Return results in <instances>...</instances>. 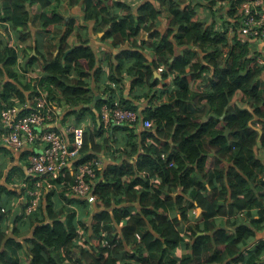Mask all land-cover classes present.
<instances>
[{
    "label": "trees",
    "instance_id": "1",
    "mask_svg": "<svg viewBox=\"0 0 264 264\" xmlns=\"http://www.w3.org/2000/svg\"><path fill=\"white\" fill-rule=\"evenodd\" d=\"M238 1L229 17L233 21L220 32L213 22L206 27L190 2L167 0L172 18L161 35L154 27L162 8L150 2L134 9L117 0H66L69 8L79 7L83 21H96L106 29L104 39H111L115 47L136 46L140 31L154 29L149 33L155 39L151 63H146L142 47L129 46L115 56L118 70L123 59L135 61L132 87L147 89L141 118L151 121L152 128L135 132L139 121L131 128L116 125L108 130L99 121L100 106L115 100L122 109L137 111L131 101L112 94L94 102L95 91L83 79L94 69L93 76H99L100 68L89 43L74 34L75 18L52 47L59 48L58 56L47 60L39 49L32 54L27 29L34 7L41 27L47 29L63 22L58 12L61 0L57 6L50 0H0V28L7 25L21 34L26 69L40 62L44 72L35 79L20 74L15 70L16 48L0 42V110L31 101L39 85L52 107L67 104L64 120L73 116L72 125L83 130L75 164L102 156L108 161L90 181L95 200L77 201L78 213L57 206L55 188H61L60 196L69 202L66 190L72 175L65 171L52 180L54 188L48 190L43 207L39 203L26 214L30 200L22 204L11 234L1 200L14 193L0 185V264H263L264 241L254 245L247 258L240 252L243 243L264 231V195L258 193V188L264 192V163L258 157L259 148L264 149V63L258 62L264 52L253 50L260 44L254 37L238 35L240 20L232 16L244 0ZM114 9L127 16H117ZM229 28L232 37L226 35ZM191 45L200 47L199 56H193ZM175 47L187 49L175 56ZM158 64L174 76L163 90L154 89ZM167 75L164 72L162 80ZM33 153L27 150L18 162L26 166ZM11 157L0 144V158L10 162ZM17 180L34 187L25 173ZM198 207L201 215L192 217ZM249 210L255 211L248 218L243 214ZM30 215L36 224L27 236L21 225H27ZM185 236L192 239L189 252L178 259L169 257Z\"/></svg>",
    "mask_w": 264,
    "mask_h": 264
},
{
    "label": "crops",
    "instance_id": "2",
    "mask_svg": "<svg viewBox=\"0 0 264 264\" xmlns=\"http://www.w3.org/2000/svg\"><path fill=\"white\" fill-rule=\"evenodd\" d=\"M51 4L53 6H57V0H50ZM59 1V0H58ZM116 1V0H115ZM120 2H124L127 5L133 7L134 9L138 7L139 5L150 2L154 4L158 8H162V14L163 16L158 19V21L155 23L154 29L159 32L162 35V32H164L168 27V21L172 18V13L169 9H167V4L164 3L167 0H117ZM179 2V4L186 5V3H191L193 9L200 15V21L207 26H209L212 22L215 24V28L218 29V31L222 32L225 28V25L229 21H233V19H230V15L233 13L232 6H236L238 4V0H174ZM32 11L33 17L30 25L28 26V31L32 36L33 44H34V50L32 51V54H35L36 50H40L44 56L48 59L52 58V56H58L60 53L59 48L56 50L52 49V47L59 44V41L61 37L63 36L65 30H66V23L70 21L71 19L75 18V27H74V34L78 35L82 41H86L89 43L90 48L92 52L94 53L96 57V62L99 68H100V74L97 77L93 76V73H97L96 69H94L92 72H89V77L83 79V81H88L89 87H92L95 91V100L94 102L100 100L101 98H107L109 94H112L114 97L121 98L124 100H129L132 103V106L136 108L135 111H137V114H139V118H141V110L143 106L147 103L146 99L142 100L143 95L147 92V89L145 87H132V79H135L136 75V65L135 61L132 58H125L122 60V68L117 69L118 63L115 60V56L120 53L121 51L129 48V46L135 47V49H138V47H142L143 52L146 57V63L149 64L151 61L154 60L155 56L153 54L154 52V38L149 37V33H151L154 29L150 30V32L142 30L139 32L135 40L138 44L136 46L128 44L120 45V46H112V40L111 39H104L105 38V30H102L99 28V23L96 21H83V17L81 14H79V7H71L69 8L67 6L66 0H61L60 6L58 8V12L61 18H63L62 24H55L53 26L48 27L47 29H43L41 27V22L38 16H35L36 13V7ZM114 12L117 16L125 18L127 15L124 11H118L117 9H114ZM236 13L233 14L232 18H236ZM1 24V21H0ZM3 24V23H2ZM239 29V27H238ZM232 31L230 28L227 31L226 35L229 34L230 37H232ZM238 35L241 36V34L238 32ZM21 34H18L15 31H11L10 28L6 25L5 27L0 28V42H6L11 47H15L18 52L17 61L15 63V70H17L20 74L25 75L29 74L31 77L33 76L35 78H39V75H44L43 70L41 69L40 62L35 63L31 66V68L26 69V60L24 56V46L21 45L20 42ZM73 40L72 37L68 38V43ZM259 42V41H258ZM260 44L258 47L255 46L253 50L255 51H262L264 52V42H259ZM35 44L37 46V49L35 48ZM175 56L183 55L185 49L187 48H178L175 47ZM190 50L194 53L193 56H199L200 54V47L191 45ZM227 52V49L224 50V53ZM160 65V66H159ZM146 70V69H143ZM96 71V72H95ZM168 74L163 80L162 75ZM28 75V76H29ZM174 76L170 73L166 72V68L162 64H158V67L153 72V78L158 80V84L154 88L155 90H163L165 87H168L172 84V78ZM114 79H120V82H113L110 80ZM190 79V75L188 77V80ZM97 80V81H96ZM103 105H109V104H102L100 108ZM64 106L66 107L67 104ZM68 107V106H67ZM66 107V108H67ZM66 109L59 110V120L56 125V129L61 128L62 132L63 129L68 125L72 124V118L73 116L66 117L64 120V114ZM93 111V109H92ZM98 115L100 116V110ZM202 115V113H201ZM89 117H87L88 119ZM101 118V116H100ZM100 121V120H99ZM134 129L135 132L141 130L143 128L142 124ZM131 128V127H130ZM144 129V128H143ZM62 135H64L62 133ZM119 140L122 145L123 141L122 135L119 134ZM69 138V137H67ZM66 138V139H67ZM115 140V137L113 138ZM116 148V143L113 144ZM4 146V145H2ZM10 153L11 158L10 162L8 159H2L0 158V185L7 187L11 192L14 193V195L4 196L2 197L1 204L4 205L7 210V216L6 220H8L5 223L6 230L11 234L13 231V225H15L14 219L21 216V206L22 204L26 205V202L30 199V195L28 194L29 190V182H23L22 180H17V178L21 177L26 174V177H28L27 174V165L25 166L23 163H19L18 159L21 157L23 153H25L27 150H36L38 147H31L29 144L26 143V145L19 149L17 152L9 150L6 146H4ZM103 157V156H102ZM258 157L261 159L264 163V149L261 147L259 148ZM104 159V158H103ZM105 160V159H104ZM108 165V161L103 162V167L100 168L104 171L105 167ZM70 174L71 171L69 170ZM8 177H11V181H8ZM60 178V177H59ZM58 179V178H57ZM7 180V181H6ZM54 180V179H52ZM51 180V182H52ZM16 181V182H15ZM13 183V185H12ZM68 189L67 192V199L73 200L72 203L65 202L64 198L60 196L61 194V188H55L53 190V193H55V196L57 197V206L58 209H61L63 207L69 208L72 211L75 210L76 213L79 211L78 205H76L77 201H82L83 199H88L90 202L95 200V197L91 195H87L86 197H81L78 194L74 193L70 189V183L67 186ZM54 188V185L53 187ZM51 188V189H52ZM48 191L44 190L43 193H40L39 196L35 199L36 206L41 203V206L43 207L46 194ZM259 195H264V192L262 190H258ZM28 194V196H27ZM75 203V204H74ZM137 208V207H135ZM138 209V208H137ZM201 209L195 208L191 212V216L194 215L198 217L201 215L200 212ZM255 211V210H254ZM253 210L245 211L243 215L248 217L251 213L254 212ZM92 214L91 212L89 215ZM88 215V216H89ZM170 217H173V213H170ZM244 217V216H243ZM249 218V217H248ZM257 218V217H255ZM238 220H241V214L237 217ZM91 220V218H90ZM28 222L27 225H21L24 227L22 230L24 234H28L29 236L31 230L34 228L36 224V219L33 218L32 215L28 216L26 218V221ZM219 225H221V221H219ZM258 236L253 237L251 240L246 241L241 245V254H243L246 258L247 255L250 253V250H253L254 245H256L259 241H264V231L258 232ZM186 239H182L179 246L173 250L170 253L169 257L173 258H181V256L186 255L189 251L187 249V245L192 241L190 237H186ZM28 248L30 249L32 246L29 243H25ZM262 262L264 264V254L261 257ZM68 264V263H67Z\"/></svg>",
    "mask_w": 264,
    "mask_h": 264
},
{
    "label": "built area",
    "instance_id": "3",
    "mask_svg": "<svg viewBox=\"0 0 264 264\" xmlns=\"http://www.w3.org/2000/svg\"><path fill=\"white\" fill-rule=\"evenodd\" d=\"M237 16L240 20V34L264 42V0H244L237 8ZM258 62L263 64L264 59ZM51 105L48 94L38 85L31 101L21 107L3 105L0 110V129L3 130L0 135L1 145L14 152L23 148L26 143L31 147H38L27 159V174L34 181V187L28 190L31 200L25 209L26 214L35 211V199L44 190H50L53 187L51 180L59 178L65 171L70 170L72 173L71 191L86 197L91 193L90 181L95 178V170L103 167L102 157L93 159L90 163L75 164L83 147V130L71 124L63 132L61 128L56 129L59 110L66 109L67 106L62 108ZM22 109H26L28 113L22 115ZM100 116L105 130L116 125L131 127L138 121L144 129L152 128L151 121L140 120L139 114L122 109L117 100L112 105H103ZM136 239L140 240L138 236Z\"/></svg>",
    "mask_w": 264,
    "mask_h": 264
},
{
    "label": "rangeland",
    "instance_id": "4",
    "mask_svg": "<svg viewBox=\"0 0 264 264\" xmlns=\"http://www.w3.org/2000/svg\"><path fill=\"white\" fill-rule=\"evenodd\" d=\"M260 59H262V58H260ZM205 110H204V112L202 113V114H205ZM72 120H73V118H72ZM73 122V121H72ZM72 125V124H71ZM258 190H261V188H258ZM200 212H202V211H200ZM201 214V213H200ZM200 216V215H199ZM25 259L23 260V261H25V262H27V260H28V257H27V255H25V257H24Z\"/></svg>",
    "mask_w": 264,
    "mask_h": 264
}]
</instances>
